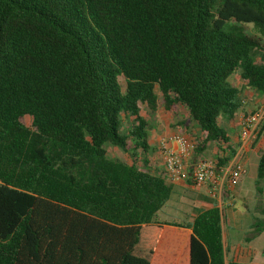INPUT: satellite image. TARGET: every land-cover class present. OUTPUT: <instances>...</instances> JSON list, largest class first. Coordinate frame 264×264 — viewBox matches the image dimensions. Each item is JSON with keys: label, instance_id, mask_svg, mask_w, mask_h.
I'll return each instance as SVG.
<instances>
[{"label": "trees", "instance_id": "1", "mask_svg": "<svg viewBox=\"0 0 264 264\" xmlns=\"http://www.w3.org/2000/svg\"><path fill=\"white\" fill-rule=\"evenodd\" d=\"M249 89L264 96V0H0V264H227L215 203L159 220L174 185L142 112L184 107L197 151L225 153L219 120ZM256 172L262 194L264 148Z\"/></svg>", "mask_w": 264, "mask_h": 264}, {"label": "rangeland", "instance_id": "2", "mask_svg": "<svg viewBox=\"0 0 264 264\" xmlns=\"http://www.w3.org/2000/svg\"><path fill=\"white\" fill-rule=\"evenodd\" d=\"M231 25L236 24L234 21L230 22ZM241 26L244 31L251 35L262 36L259 29L254 24H237ZM232 80L237 82L238 78L233 77ZM250 102H253L252 99ZM246 104H242L241 109L236 114L233 120H227L225 118H221L219 120L220 125L226 130V134L228 137L234 136L236 134L237 129H235L232 125L238 123L241 127V115L246 112ZM142 114L148 120L150 124L151 133H155L158 135V138L166 135L168 133H173V131L179 132L180 134L189 135L192 140L196 143L204 140L206 134H202L199 131L197 125L191 120L189 113L186 109H182L180 115L178 117H174L170 113L166 112L163 108H159L157 112H151L149 109H144ZM26 123L28 126L31 125V120L27 118ZM130 122L125 120L124 127L122 132L127 133L129 129ZM198 128V129H197ZM261 125L258 129V132L255 134V140L253 143V147L258 146L260 140L264 138L263 135L259 136ZM239 134V133H238ZM218 147L214 144H209L208 147L201 151H196L195 159H207L217 161L220 156L213 153ZM107 154L112 159H118L124 162L132 163L131 157L129 154L124 153L119 148L107 145ZM141 153V151H140ZM204 156V157H202ZM144 156H142L143 158ZM141 162L143 159H140ZM140 162V164H141ZM220 165V164H219ZM221 166V165H220ZM157 173H161V171L157 170ZM254 174L257 176V172H251L250 175ZM261 189L263 194H259L257 192L256 184L252 181L249 185H246L245 190L247 194L243 195L241 202H235L234 205L229 206L228 209H234L237 212H243L244 214H250L252 221L251 224L254 223L256 218H264V181L262 182ZM236 191V190H235ZM234 194V191L232 192ZM231 193V195H232ZM222 198L228 197V195L222 192ZM229 195V196H231ZM205 197V198H204ZM231 198V197H230ZM197 200L204 201L208 204H213V201L218 202V196L215 198L211 197V200L206 199V195L203 190H197L188 186V188H175V192L170 197L169 201L163 208V210L158 214L159 220L161 222H173V221H184V215H196L199 213L200 209L206 208V205H202L197 203ZM223 213H226V210H223ZM225 219V217H224ZM225 228L224 231L227 235V241L230 242L231 245H238L242 243L250 242V246L257 250H262L260 256L264 257V235L260 233H254L249 229L250 221H242L236 227L232 225L230 222L224 223ZM252 228V227H251Z\"/></svg>", "mask_w": 264, "mask_h": 264}, {"label": "crops", "instance_id": "3", "mask_svg": "<svg viewBox=\"0 0 264 264\" xmlns=\"http://www.w3.org/2000/svg\"><path fill=\"white\" fill-rule=\"evenodd\" d=\"M233 77L238 78L237 82H234L232 80ZM232 78H231V81L240 89L242 87V81L240 79L239 74L233 75ZM241 99H242V104L243 103L246 104V110H245L246 112L242 113L240 118H242L244 115H247L249 113L256 111L259 107L264 106V96L258 94L257 92H255L254 90H251V89L243 91L241 93ZM251 99L253 102H250ZM182 109H186V108L181 107L179 109L178 115H180ZM143 117L145 118L144 115H143ZM176 117H178V116H176ZM232 126L235 129H237V132H236V134H234V136L228 137L229 138L228 143L223 146V148L225 149V153H224V151L220 150L219 148H217L216 150L213 151L214 154H216L220 157H224V156L227 157V156L232 155L229 163H233L236 161L241 162L242 164H244V166L247 170V173L241 178L239 185L233 190L234 194L232 193L233 192L232 191L231 192L232 195H231V193L229 194L231 196H229L227 194L228 197H224V198H222V195L220 194L218 196V202L216 203V201H213L215 203V205H217L221 209L223 217H225V219L223 218L222 232H223L224 248L226 250V263L228 264V263L232 262V263H236V264H264V257L260 256V253L263 252L262 250H260V249L257 250V249L252 248L250 246V242L242 243V244H238V245L237 244L231 245L230 242L227 241V235L224 231V228H225L224 223L230 222L232 225H235L237 227L239 225V223H241L243 220L244 221H250L249 229L251 231H254L253 224H251L252 218H251L250 214H244L243 212L242 213L237 212V211H234V209L230 210V209H228V207L234 205L235 202H241L242 201L241 199L243 198V195L247 194V191L245 190L246 185H249L252 181H254L256 184L257 176L256 175L254 176V174L250 175V171L251 172L255 171V173H256L257 163H258V152H259V150L264 148V138H262L260 140V143L258 144V146L253 147V145H252L251 148L242 150L241 149V141H240L241 127L239 126L238 123L233 124ZM175 133H180V131L179 132L173 131V134H175ZM168 134H171V133H168ZM181 134H182V132H181ZM202 134H204V133H202ZM161 137L158 138V135H156L154 132L151 133V135H150L151 150L146 155V158L148 159L150 166H152V168L155 172L157 170H159V171H161V173H163V170H164L163 161H162V158L160 157L159 149H158L159 141H160ZM202 157H204V156H202ZM139 158L140 159L142 158L141 153L139 155ZM194 159H195V156H194ZM158 174H160V173H158ZM173 185H174V192H175L176 187L183 189V188H188V186H190L191 188H194L190 183H186V182L173 183ZM202 190H203L204 194L206 195V199L211 200V197L208 195V188H204ZM262 194H263V192H262ZM197 203H200L202 205L207 204L201 200H197ZM206 206L207 207L203 208V209H208V208L212 207L213 204H208ZM224 209L226 210L225 214L223 213ZM200 210H202V209H200ZM196 215H194V214L193 215H184V217H185V220L190 221ZM260 219H264V218H260ZM176 222L183 223L184 221H176ZM254 233H255V231H254ZM261 233L264 235V232H261Z\"/></svg>", "mask_w": 264, "mask_h": 264}, {"label": "built area", "instance_id": "4", "mask_svg": "<svg viewBox=\"0 0 264 264\" xmlns=\"http://www.w3.org/2000/svg\"><path fill=\"white\" fill-rule=\"evenodd\" d=\"M264 122V106L241 118V149H249L254 143L255 134ZM159 154L163 161V174L170 183L186 182L195 189L208 188V195L215 198L230 194L240 183L247 170L241 162L220 166L217 161L199 159L194 156L197 144L184 134L171 133L161 137Z\"/></svg>", "mask_w": 264, "mask_h": 264}]
</instances>
